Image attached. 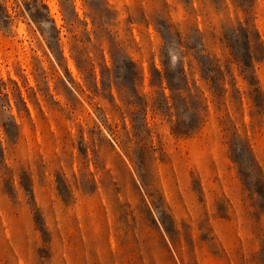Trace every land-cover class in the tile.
<instances>
[{
  "label": "rangeland",
  "instance_id": "obj_1",
  "mask_svg": "<svg viewBox=\"0 0 264 264\" xmlns=\"http://www.w3.org/2000/svg\"><path fill=\"white\" fill-rule=\"evenodd\" d=\"M0 264H264V0H0Z\"/></svg>",
  "mask_w": 264,
  "mask_h": 264
}]
</instances>
